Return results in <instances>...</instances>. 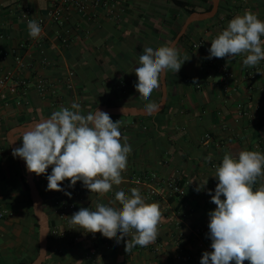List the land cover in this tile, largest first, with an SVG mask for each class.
Masks as SVG:
<instances>
[{
  "label": "crops",
  "instance_id": "1",
  "mask_svg": "<svg viewBox=\"0 0 264 264\" xmlns=\"http://www.w3.org/2000/svg\"><path fill=\"white\" fill-rule=\"evenodd\" d=\"M186 1L200 6L204 4L203 0ZM115 3V15L112 16L100 7L93 9L95 16L92 18L82 19L73 13L68 22V28L72 30L69 45L60 42L57 25L50 23L41 47L30 46L26 55L29 65L22 73L32 82L38 77L52 80L58 79L68 68L83 72L90 68L89 64L99 63L100 79L94 81H98L97 85L91 82L92 74L90 79L82 80L79 75L76 79V85H86L82 91H85L84 100L89 110L95 102L116 99L121 79L127 88L126 97L118 101L119 105L145 107L155 98L161 86L153 91L150 101L139 96L134 87L137 82L134 70L139 66V56L145 47L156 49L168 43L185 12L175 5L174 0H115ZM51 6L52 0H0V33L6 35L0 40V49H10L30 37L27 21L22 16L24 12L30 11L37 17ZM220 7L222 13L218 18L213 22L193 24L188 35L194 38L187 35L176 46L181 60L185 55L190 57L178 73H167L169 100L177 102L179 109L175 106L166 108L163 114L151 119H115L121 120L120 131L128 138L132 148L126 172L139 174L150 171L164 178L179 175L188 182L186 194L183 197L170 195L163 185L161 195L152 199L147 197L144 186L124 180L121 185H114L112 192L100 197L90 193L80 181L69 187L70 181L65 180L61 187L71 193L69 197L63 191H48L46 175H41L38 187L44 195V209L61 232L56 244L50 248L54 253L52 256H57L58 261L47 255L46 264H200L202 254L212 251L208 237V214L216 205L211 202L209 190L214 195L218 183L213 176L216 166L222 162L225 153L237 155L241 150L264 153V61L255 67H245L244 55L229 60L208 58L211 40L236 15L251 10L264 21V0H220ZM193 44L199 47H191ZM44 57L49 64L43 62ZM225 67L237 77V90L222 88ZM246 68L254 71V78L246 79ZM8 70H16L13 58L4 60L0 55V75ZM195 84H200L201 88H196ZM80 96L76 90L67 92L62 86L41 95L32 84L19 104L14 90L0 88L2 203L7 196H11L15 187L19 190L17 195L22 192L17 184L19 170L10 159L12 150L5 141L6 130L22 120L51 115L48 112H51L52 105L58 103L60 107H66L77 102ZM239 103L244 106L243 112L237 109ZM206 179L207 184L203 188ZM260 183H264V179L258 181L255 187H259ZM4 185L9 193L5 194ZM198 185L203 188L199 192L196 191ZM132 188H138L147 203L155 202L160 206L162 219L155 243L147 247L137 246L126 253L128 237L117 243L115 238L86 233L69 223L70 216L81 207L95 210L99 202L120 207L115 201L116 191L124 190L130 195ZM56 195L74 201L77 205L75 212L64 219L54 214L52 199ZM17 228V223L12 222L9 216L0 221V264H4L7 258H18L16 253L24 249L15 238ZM245 264L248 262L245 261Z\"/></svg>",
  "mask_w": 264,
  "mask_h": 264
},
{
  "label": "clouds",
  "instance_id": "2",
  "mask_svg": "<svg viewBox=\"0 0 264 264\" xmlns=\"http://www.w3.org/2000/svg\"><path fill=\"white\" fill-rule=\"evenodd\" d=\"M27 29L32 39L39 38L43 31L35 20H28ZM262 37L264 21L246 10L232 18L211 40L208 58L229 60L244 55L243 65L255 67L264 61ZM189 59L185 55L181 60L174 44L166 43L156 49L145 47L134 70L137 77L134 87L139 96L150 101L153 91L160 88L162 77L169 71L178 73ZM158 110L155 102L145 105L148 114ZM120 128V119L113 121L110 114L98 108L84 115L80 104L73 102L71 109L54 111L50 118L35 122L21 133L18 139L22 145L14 148L12 155L25 162L29 173L46 175L48 191H63L71 197L61 184L68 180L69 187H74L80 181L90 193L103 197L114 185L124 182L122 173L132 151ZM49 167L51 174H47ZM213 176L218 183L214 195L209 190L211 202L216 205L208 214L212 251L202 254L200 264H245V261L264 264V183L255 187L264 179V153L251 150H241L237 155L225 153ZM206 184L207 179L203 188ZM203 188L198 185L196 191ZM130 193L116 191L115 201L120 207L104 203H97L95 210L81 207L70 216L69 223L86 233L115 238L117 243L128 237L126 253L137 246L147 247L158 238L162 212L158 203H147L138 188L130 189Z\"/></svg>",
  "mask_w": 264,
  "mask_h": 264
},
{
  "label": "built area",
  "instance_id": "3",
  "mask_svg": "<svg viewBox=\"0 0 264 264\" xmlns=\"http://www.w3.org/2000/svg\"><path fill=\"white\" fill-rule=\"evenodd\" d=\"M97 7L108 10L109 14L115 15L116 3L115 0H52L51 8L41 15L34 17L30 11L24 12L22 15L25 21L35 20L40 24L43 29L41 36L37 39L31 37L21 41L17 46L10 49H0L1 58L7 60L12 57L16 70H8L0 75V88L10 87L14 90L18 97V103L23 102V95L27 89L33 84L37 91L41 95H46L49 89L55 91L58 87L62 86L67 92L75 91L76 89V70L72 68L66 69L65 73L58 79H48L46 77H38L33 82L30 77L22 73L25 68L28 67L26 55L30 46L36 45L41 47V42L46 36V28L50 23L57 25L59 29V40L63 45H69L72 42L71 32L68 28V22L71 19L73 13L78 14L82 19L92 18L95 16L93 9ZM118 17V14L116 15ZM6 38L4 33H0V40ZM263 39V38H262ZM194 48H198V44H193ZM43 62L49 64L46 57L43 58ZM245 76L247 78H254L255 73L253 70L246 68ZM222 88L226 91L237 90L238 82L235 74L228 68H224V72L221 79ZM196 88H201L200 84H195ZM68 108V107H67ZM237 109L240 112L244 111L242 103L237 104ZM51 167L47 170L50 173ZM122 176L124 180H129L137 185L144 186L146 195L148 198H156L161 195V187L164 185L169 190L170 195L177 197H183L186 194V188L188 182L183 180L181 176L175 175L172 177L164 178L156 172L144 171L139 174L123 172ZM113 191V190H112ZM111 191V192H112ZM54 203L53 212L59 218H66L69 214L75 212L77 205L74 201L66 199L63 195H56L52 199ZM102 203V202H99ZM11 212L4 203L0 201V221L4 220L8 216L12 215ZM51 221V220H50ZM50 234L60 235V229L55 224L51 229ZM77 239V237H75Z\"/></svg>",
  "mask_w": 264,
  "mask_h": 264
},
{
  "label": "water",
  "instance_id": "4",
  "mask_svg": "<svg viewBox=\"0 0 264 264\" xmlns=\"http://www.w3.org/2000/svg\"><path fill=\"white\" fill-rule=\"evenodd\" d=\"M211 1H212V8L210 10L195 11L191 13L190 15H188V17L185 19L184 23L182 24L180 30L178 31L174 39L169 44H174L175 46H177L181 38L187 32L190 25L193 24L194 22L209 20L216 16L220 8V0H211ZM167 101H168V86H167V74H165L162 77V81H161V99L157 103L159 105L158 111L152 114H148L145 111V107H140V106H135V105L102 104V105H99L97 108L99 110L107 112L111 116L116 115V116H127V117L129 116L148 117V116L157 115L159 112H161L166 107ZM122 108L125 109L124 112L121 111ZM46 118H50V115L43 116L38 119L26 121V122H23L21 124H17L11 127L6 133V138H7V141L10 145L12 152L14 148L21 146V143H20L21 139H18L20 134L29 130L35 122H38L39 120L46 119ZM16 159L18 160L21 168H23L24 170L23 174L26 178V182L29 187V196L32 202L33 214H34V217L39 227L38 255L36 256L34 260L30 262H23V263H18V264H44L47 260V255H48L50 218H49L48 213L44 209V197L42 196L41 191L36 182L35 174L29 173L27 171L26 164L21 158L16 157ZM41 250H43L44 252Z\"/></svg>",
  "mask_w": 264,
  "mask_h": 264
},
{
  "label": "trees",
  "instance_id": "5",
  "mask_svg": "<svg viewBox=\"0 0 264 264\" xmlns=\"http://www.w3.org/2000/svg\"><path fill=\"white\" fill-rule=\"evenodd\" d=\"M204 1V4H202L201 6L200 5H197V4H191L189 1H186V0H174V3L177 7H180L181 9H183L185 11V17H187L188 15H190L191 13L195 12V11H208L212 8V2L211 0H203ZM222 13V10H221V7L219 8V11L218 13L216 14V16L212 19H209V20H205V21H199V22H194V23H200V24H204V23H207V22H210V20H213V19H216L220 16V14ZM193 23V24H194ZM193 24L190 25V27L188 28L187 32L184 34V36L181 38V40L179 41V43H181L188 35L189 33V30L190 28L193 26ZM175 36H172L170 38V40L172 41L174 39ZM178 43V44H179ZM193 47V45L191 46ZM158 48V47H157ZM90 65V68L88 70H82L80 71H77L76 70V74L79 75V77L82 79V80H85V79H88L90 78L91 74L94 75V77L92 78V81H95V80H99L100 78V75H101V66L99 63H92V64H89ZM126 97V89L123 88V87H120L119 89H117L116 91V99L114 100H100L98 102L99 103H102V104H106V103H109L110 105H119L120 102H118L119 100H121L122 98ZM161 99V88L158 92V94L155 96V98H153L151 100V102H155V103H158ZM170 97L168 96V101H167V104H166V107L161 111L159 112L157 115H153V116H148V117H142V116H129L130 118H132L133 120H141L143 118H155L156 116L160 115V114H163L165 112V109L166 108H169V107H172V106H175L178 108V103L177 102H174V101H170L169 100ZM149 103V102H148ZM130 104H134V102H131ZM146 105V104H145ZM111 116V115H110ZM127 116H111L112 120L113 121H116L115 119L116 118H126ZM26 120H22L20 121L18 124H21L23 122H25ZM10 128H8L6 130V132L9 130ZM124 129V127H123ZM121 130V128H120ZM5 141L7 142V145L9 146V143L6 139V133H5ZM20 143L22 145V140H20ZM10 159L13 161L14 165L16 166V168L19 170V179H20V182L22 184V192L20 195V199H19V203L16 204L15 208H20L21 210H23V218L20 220L19 224L17 225L18 227L20 226H23V228H29V226L34 223V225L36 227H38V223L34 217V214H32V202H31V199H30V196H29V187L27 185V182H26V178L23 174L24 170L23 168L20 167L19 165V162L18 160L16 159V157L14 158L12 153H11V157ZM35 179H36V182L39 186V180H40V176H36L35 175ZM42 196L44 197L43 193L41 192ZM31 212V214H30ZM55 225V222L54 221H50V226H51V229L54 227ZM62 237V236H61ZM58 238H59V235H52V234H49V246H48V256H51L53 257L50 251V248L56 244V242L58 241ZM38 251L39 249L36 248V249H30L29 250V257L31 258L30 260H34L36 258V256L38 255ZM47 256V257H48ZM53 259L55 261H58V257L57 256H54ZM23 262H26L22 259H18V258H7L4 262V264H18V263H23ZM46 264V262L44 263Z\"/></svg>",
  "mask_w": 264,
  "mask_h": 264
},
{
  "label": "rangeland",
  "instance_id": "6",
  "mask_svg": "<svg viewBox=\"0 0 264 264\" xmlns=\"http://www.w3.org/2000/svg\"><path fill=\"white\" fill-rule=\"evenodd\" d=\"M212 2V1H211ZM185 12V11H184ZM188 17V16H187ZM185 17V13H184V16H181V19L179 20V22L177 23L175 29H174V34L172 36H175L178 31L180 30L182 24L184 23L185 19L187 18ZM215 20V19H213ZM210 22H213L212 20H210ZM196 23H194V26H195ZM193 35H188V38H194V36L192 37ZM171 42L170 38H169V41H168V44ZM74 69V68H72ZM76 70V69H74ZM90 79V78H89ZM96 81V80H95ZM120 87H123V88H127L125 85H124V82L123 80L121 79L120 80ZM92 83H94V85H97L98 84V81L97 82H94V81H91ZM83 86H86V85H83V84H79V85H76V93L81 95L79 98H78V101H74L76 103H79L80 106H81V112H94L95 109L98 107V104L97 102L94 103V105L92 107H90V110L87 108L86 106V101L84 100L85 98V94L83 92L85 91H82L83 89ZM84 96V97H83ZM64 106L60 107L59 104H55V105H52V110L51 112H48V114H52L54 111H57L61 108H63ZM69 109H71V105L69 104L68 106ZM51 116V115H50ZM30 119L26 120V121H29ZM17 184H18V187L20 186L21 187V190H22V184L20 182V179H19V176L17 177ZM4 188H5V194L6 193H9L8 192V187L6 185H4ZM20 190V191H21ZM17 191H19L16 187L14 189V191L12 192L11 196H7V199L5 200L4 204L5 206L11 211L13 212L12 215H10L9 217L12 218V222H15L17 223V225L19 224L20 220L23 218V210H21L20 208H15L16 204L19 203V199H20V195H17ZM31 214V212H30ZM32 214H33V210H32ZM7 219V218H6ZM15 238L19 241V243H21L20 246H23L24 249H19L18 253H16L17 255H19L18 259H27L26 262H30L31 258L29 257V250L32 248V249H36L38 248L39 249V227H36L34 225V223H32L29 228H23V226H20L17 228V234L15 235ZM14 252V251H12Z\"/></svg>",
  "mask_w": 264,
  "mask_h": 264
}]
</instances>
